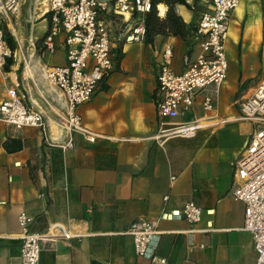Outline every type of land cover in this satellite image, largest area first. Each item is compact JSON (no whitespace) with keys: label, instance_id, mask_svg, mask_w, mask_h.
Here are the masks:
<instances>
[{"label":"crops","instance_id":"obj_1","mask_svg":"<svg viewBox=\"0 0 264 264\" xmlns=\"http://www.w3.org/2000/svg\"><path fill=\"white\" fill-rule=\"evenodd\" d=\"M23 8L28 31L18 20ZM176 8L186 24L196 25L202 13L195 21L194 6ZM44 9L38 0H20L17 12L2 16L18 46L28 43L25 67L32 60L40 68L34 56L40 57L48 31ZM192 37L191 47L172 36H157L152 44H117L121 59L91 99L76 109L83 125L96 135L94 142L79 134L68 136L57 114L64 112L61 94L42 77L41 68L31 76H24L25 67L19 72L13 55L8 70L0 71V102L8 88H16L26 106L43 114L49 135L0 122V264H22L15 238L22 213L32 219V232L59 222L74 235L42 242L39 264H158L138 257L126 233L140 217L158 220L162 234L155 255L166 264H255L252 237L243 230L244 205L232 191L233 163L254 129L253 123L240 119L237 102L264 78V0H240L231 14L227 41L235 48L230 57L235 78L228 80L227 72L218 94L207 87L189 111L173 120L201 119L209 125L191 138H157L154 92L160 51L164 43L173 45L172 68L180 73L182 56L197 50ZM62 38H55L54 53L60 51L62 63L45 61L53 54L44 57L45 65L65 64ZM179 46L183 52L178 59ZM223 87L228 91L221 95ZM207 97L213 99L211 111L203 108ZM69 138L73 147L62 149L59 145ZM231 144L235 149L227 153ZM191 201L203 210L198 224L190 225L183 217L161 219Z\"/></svg>","mask_w":264,"mask_h":264},{"label":"built area","instance_id":"obj_2","mask_svg":"<svg viewBox=\"0 0 264 264\" xmlns=\"http://www.w3.org/2000/svg\"><path fill=\"white\" fill-rule=\"evenodd\" d=\"M38 1L43 4L49 23L40 57L53 55L57 50L55 38L63 36L61 43L65 49V64L45 65L42 69L44 78L63 98L65 107L61 125L69 137L79 134L88 142H94L96 135L83 125L76 109L91 99L114 70L120 56L117 44L144 41V20L151 10L152 0ZM239 3L240 0L210 1L209 8L200 14L196 24L194 40L197 50L191 53L192 49L182 56V72H174L173 45L164 43L159 54L154 92L159 126L157 138H191L196 134L197 121L176 123L173 120L189 111L196 97L207 87L212 86L215 93H219L227 77L225 44L231 14ZM19 6L20 0H0V71L7 64V59L13 57L5 39L2 16L17 12ZM113 19L120 20L125 27L128 23L134 25L116 33L111 27ZM237 104L240 119L253 123L254 129L233 163L236 185L232 197L244 205L243 230L252 237L255 264H264V78ZM203 108L211 111L213 99L205 98ZM0 122L16 128H38L47 138L49 135L43 114L26 106L16 88H8L6 98L0 102ZM59 146L62 149L72 148L73 141L69 138ZM202 212V208L191 201L181 211L163 213L161 219L183 217L190 225H196ZM31 221L25 213L18 217L21 232L15 238L20 241L22 264H39L42 242L74 237L67 225L59 222L51 223L41 233L32 232L29 228ZM126 233L132 237L138 257L151 263L166 264V259L155 255V244L162 234L157 219L140 217L129 225Z\"/></svg>","mask_w":264,"mask_h":264},{"label":"trees","instance_id":"obj_3","mask_svg":"<svg viewBox=\"0 0 264 264\" xmlns=\"http://www.w3.org/2000/svg\"><path fill=\"white\" fill-rule=\"evenodd\" d=\"M158 4H163L167 8L164 17H160L157 13ZM176 6H184L187 9H190L194 4H188L187 0H152L151 10L147 13L144 20V42L146 44H152L157 36L163 38L172 36L181 39L188 47H191L192 36L195 33L196 25L193 23L186 24L175 10ZM4 35L8 46L11 50L14 49L15 41L12 35L5 29ZM120 59L121 57L119 56L117 61ZM12 62V57L7 59L5 70H8V67Z\"/></svg>","mask_w":264,"mask_h":264},{"label":"rangeland","instance_id":"obj_4","mask_svg":"<svg viewBox=\"0 0 264 264\" xmlns=\"http://www.w3.org/2000/svg\"><path fill=\"white\" fill-rule=\"evenodd\" d=\"M209 1L210 0H192L191 1V5L194 4V8H195V10H194V13H195L194 20L195 21L198 19L200 12H203V11L207 10V6L209 4ZM176 9L177 8L175 7V10ZM166 10H167V8H166ZM109 19H112V18L110 17ZM18 20L22 23V25L24 27H26V30L28 31L29 24L26 22V20H27L26 8H23L21 10L20 17H18ZM13 21H15V17L13 18ZM120 23L121 22L118 19H113L112 20L111 27H112V30L114 32L116 31V33H117L118 31H123V30L126 31V29L129 26L134 25L133 23H128V25H126V27H125V26H122ZM4 29L7 30L11 34V32H10L11 28L7 27L5 25V22H4ZM12 37L14 39L13 35H12ZM163 39H165V38H163ZM162 41H164V40H162ZM142 42H144V41H142ZM176 48L178 49L176 54L178 55V59H179L182 56V52H183L182 51V47L179 46V47H176ZM234 50H235L234 46L232 44H230L229 41H227L226 44H225V53H226L228 62L230 61V57L233 54ZM11 51H12V53L14 55V57H13L14 63H16V62L18 63L19 72H20L25 67L26 60L28 59V51H29L28 50V43H25L24 46L21 48L15 42V48L12 49ZM35 57L38 60H40V68L44 69V66H45V63L43 61L44 57H38L37 53H35ZM62 60H63V58L61 57L60 51H58L56 54H54V57H52V58H47V57L45 58V61H47V62L49 61V62H53V63H62ZM227 72H228V77H229L228 80H233L235 78V75H236V66L233 63L231 64V61H230V66H229V69H228ZM48 88H50V87L48 86ZM226 91H228L227 88L223 87L221 89V93L220 94L224 95L226 93ZM194 114L195 115H199L201 113L199 111L194 110ZM203 134L207 135L208 133H203ZM233 149H235V145L231 144L226 151H227V153H230V152L233 151Z\"/></svg>","mask_w":264,"mask_h":264},{"label":"bare ground","instance_id":"obj_5","mask_svg":"<svg viewBox=\"0 0 264 264\" xmlns=\"http://www.w3.org/2000/svg\"><path fill=\"white\" fill-rule=\"evenodd\" d=\"M39 2V1H38ZM165 6L162 4H159L158 6V11H159V16L160 17H164L165 15ZM158 13V12H157ZM35 57V56H34ZM40 70L39 66H38V62L35 61H30L26 64L25 70H24V76H31L32 74H34L35 72H38ZM42 77L44 78V73L43 70L40 71ZM45 79V78H44ZM52 110H54L53 108H51ZM59 118L61 119V114L57 113ZM231 120V119H230ZM209 124L201 119L197 120V129L200 130L203 127H207Z\"/></svg>","mask_w":264,"mask_h":264}]
</instances>
